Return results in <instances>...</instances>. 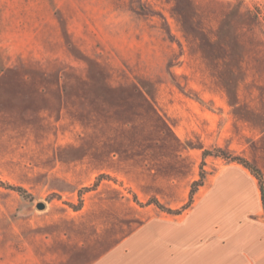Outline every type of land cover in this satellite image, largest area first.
Masks as SVG:
<instances>
[{
  "label": "rangeland",
  "instance_id": "374dc122",
  "mask_svg": "<svg viewBox=\"0 0 264 264\" xmlns=\"http://www.w3.org/2000/svg\"><path fill=\"white\" fill-rule=\"evenodd\" d=\"M221 73L264 108V0H0V180L27 191L0 185V264H30L54 224L91 263L152 200L185 205L209 155L175 131L177 83L229 106Z\"/></svg>",
  "mask_w": 264,
  "mask_h": 264
},
{
  "label": "crops",
  "instance_id": "0c3cea01",
  "mask_svg": "<svg viewBox=\"0 0 264 264\" xmlns=\"http://www.w3.org/2000/svg\"><path fill=\"white\" fill-rule=\"evenodd\" d=\"M213 76V80L218 78L221 82L222 93L228 96L230 105L218 104L215 96L205 98L199 90L185 89L177 83L176 93L192 107L191 126L183 127L178 122L175 125L178 137L196 157L205 150L223 149L227 145L230 155L246 158L264 176L263 106L249 105L247 91L242 93L238 81L232 85L226 83L223 73ZM152 95L149 91V97ZM203 122H207V127L219 129L217 140L216 131L207 140L198 132L193 135L192 129H200ZM233 126L239 131L234 132ZM249 137L252 139L248 142ZM206 161L205 181L182 213L153 212L149 205L151 214L144 216L115 247L96 256L91 263L75 255L77 247L73 251L74 244L69 240L57 242L61 226L54 224L49 228L46 242L35 240L28 263L264 264V198L258 176L243 163L227 161L221 155L209 154ZM122 247L127 249L126 254L121 251Z\"/></svg>",
  "mask_w": 264,
  "mask_h": 264
},
{
  "label": "trees",
  "instance_id": "16d2710c",
  "mask_svg": "<svg viewBox=\"0 0 264 264\" xmlns=\"http://www.w3.org/2000/svg\"><path fill=\"white\" fill-rule=\"evenodd\" d=\"M217 155H221L223 157H225L226 159H229V160H233V161H239L241 163H243L245 166L249 167L259 178L260 180V183L262 185V191H263V198H264V176L261 172L260 169H258L253 163H251L249 160H247L246 158H243V157H239V156H231L227 153H225L223 150L221 149H217L215 150ZM218 152L220 154H218ZM213 152L210 151V150H205L204 151V155H209V154H212ZM204 179H205V172L204 170L201 172V175H200V178L195 180L193 183H192V186H191V190H190V195H189V200L188 202L183 205L181 208H178V209H173V208H167L166 206H164L161 202H159L158 200H152L151 203H155L160 209L164 210V211H167L168 213H173V214H180L182 213L186 208H188L191 203L193 202L194 200V196L196 194V192L199 190L200 186L203 185L204 183ZM97 183H95L94 185H96ZM0 185L6 187V188H9V189H13V190H16L18 191L19 193L23 194V195H27V191L25 190V188H23L22 186H19V185H15V184H12V183H9L7 181H3V180H0Z\"/></svg>",
  "mask_w": 264,
  "mask_h": 264
},
{
  "label": "water",
  "instance_id": "95a60500",
  "mask_svg": "<svg viewBox=\"0 0 264 264\" xmlns=\"http://www.w3.org/2000/svg\"><path fill=\"white\" fill-rule=\"evenodd\" d=\"M46 204L44 202H37V207L40 209L45 208Z\"/></svg>",
  "mask_w": 264,
  "mask_h": 264
}]
</instances>
